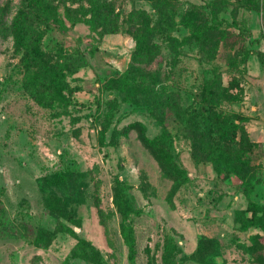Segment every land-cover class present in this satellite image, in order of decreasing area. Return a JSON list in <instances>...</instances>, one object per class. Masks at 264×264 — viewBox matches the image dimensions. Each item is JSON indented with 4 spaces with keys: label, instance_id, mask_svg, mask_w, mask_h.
I'll return each mask as SVG.
<instances>
[{
    "label": "rangeland",
    "instance_id": "374dc122",
    "mask_svg": "<svg viewBox=\"0 0 264 264\" xmlns=\"http://www.w3.org/2000/svg\"><path fill=\"white\" fill-rule=\"evenodd\" d=\"M0 264H264V0H0Z\"/></svg>",
    "mask_w": 264,
    "mask_h": 264
},
{
    "label": "trees",
    "instance_id": "16d2710c",
    "mask_svg": "<svg viewBox=\"0 0 264 264\" xmlns=\"http://www.w3.org/2000/svg\"><path fill=\"white\" fill-rule=\"evenodd\" d=\"M31 1L35 2V0H29V2ZM23 19H25V9L20 5L16 14L10 21L7 29V36L13 39L18 51H20L19 47L21 46L23 40ZM87 22L90 23V21ZM227 88L224 91H226L225 96L229 101H242L241 94H239L238 92H229L227 91ZM236 88L238 89V91H241L240 86L237 85ZM203 118L206 127H211L213 132L218 135L217 142L221 145V149H226L227 151L231 152L237 150V155L243 156L248 153H252L254 150L261 147L259 143L250 140L248 132L244 125L246 119L242 115L234 113L232 115V118H229L219 113H210L207 117ZM228 163L230 164L229 161H227V164ZM253 218L255 219V213H253ZM252 239L254 241L258 239L262 240V237H260L259 235H255L252 237Z\"/></svg>",
    "mask_w": 264,
    "mask_h": 264
}]
</instances>
